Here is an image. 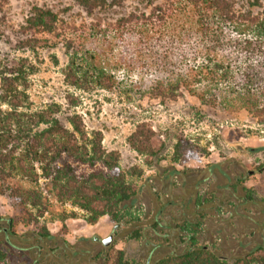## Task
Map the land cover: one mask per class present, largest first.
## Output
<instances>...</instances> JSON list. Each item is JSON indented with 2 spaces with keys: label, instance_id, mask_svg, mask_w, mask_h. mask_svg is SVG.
Masks as SVG:
<instances>
[{
  "label": "trees",
  "instance_id": "trees-1",
  "mask_svg": "<svg viewBox=\"0 0 264 264\" xmlns=\"http://www.w3.org/2000/svg\"><path fill=\"white\" fill-rule=\"evenodd\" d=\"M70 2L63 12L76 7L88 16L96 14V53L81 54L91 69H74L78 52L66 41L71 54L63 73L66 86L142 89L160 102L186 93L202 106L226 114L245 112L264 126V0ZM7 3L0 0V13ZM63 24L71 25L59 11L34 5L21 27V47L34 48L50 36L60 38L57 31ZM32 72V66L20 61L3 68L0 76V196L16 210L15 217L0 216V264H129L124 252L113 247L103 255L92 254L98 237L68 243L63 222L75 218L73 213L56 219L62 223L58 233L45 226L23 235L16 232L17 225H37L53 202L84 212L91 225L102 216L117 226L133 223L138 227L133 238L144 250L143 264H264V201L255 200L244 186L245 175L231 180L223 164H215L178 197L165 186L153 192L146 182L135 188L126 182L118 153L104 150L101 134L87 133L78 114L67 115L64 123L61 105L35 106L28 93ZM80 166L90 172L79 173ZM214 171L223 178L215 186L219 193L203 188L197 196L198 185L209 181ZM166 177V184L174 177L182 182L184 173L172 169ZM144 189L152 213L144 220L132 218L130 210ZM225 191L238 204L229 205ZM243 217L252 227L237 233L239 238L231 242L237 249L228 255L223 238L217 236L235 234L231 224ZM204 234L211 246L203 243Z\"/></svg>",
  "mask_w": 264,
  "mask_h": 264
},
{
  "label": "rangeland",
  "instance_id": "rangeland-1",
  "mask_svg": "<svg viewBox=\"0 0 264 264\" xmlns=\"http://www.w3.org/2000/svg\"><path fill=\"white\" fill-rule=\"evenodd\" d=\"M70 4V0H8L0 13V76L3 68L13 67L20 61H24L25 67L32 66L28 93L35 106L51 102L61 105L64 123L67 115L78 114L87 133L101 134L104 150L118 153L119 166L126 182L135 188L146 182L153 192L158 189L163 191L162 187L165 186L171 196L178 197L197 183L201 171L211 165L223 164V170L231 180L245 175L244 186L251 191L255 200L264 201V126L251 119L247 113L226 114L200 105L186 93L174 101L160 102L148 98L142 89L129 90L121 86L105 91L87 84L80 90L64 84L63 73L71 59V54L66 50V41L71 42L74 51L78 52L74 69L77 66L83 71L91 69L92 63L81 54L85 51L96 53V14L88 16L76 7L63 12ZM34 5H44L59 11L61 17L66 22L70 21L71 25L58 27L60 38L46 37L47 43L38 42L34 43V48H22L21 27ZM117 76L119 80L123 79L122 72ZM2 108L6 109L5 106ZM145 138L147 142H144ZM99 168L96 166L95 169ZM172 169L184 173L183 184L178 177L164 183ZM78 171L82 174L90 172L86 166H80ZM249 172L252 174L249 175ZM222 181L219 175H212L209 181L198 185L196 195L202 194L203 188L205 193L217 195L219 189L215 186L221 185ZM146 192L144 189L138 204L130 210L132 218L144 220L150 217L153 203ZM223 195L229 205L238 204L227 191ZM52 205L49 214L40 219L37 225H17L16 232L23 235L38 231L41 226L52 232L54 220L63 213H73L74 217L83 221L72 222L74 231L69 238L72 245L81 237H98L99 241L92 247V254L103 255L106 248L100 241L113 233L110 247L123 251L129 264H143L144 250L140 240L133 238V232L138 228L133 223L121 224L113 231L115 224L106 216L91 225L84 220L86 214L79 209L55 202ZM244 213L250 217L251 213L254 214ZM0 216H16L15 208L5 196H0ZM78 225L79 229H74ZM243 227V232L248 233L252 225L244 217L237 218L231 224L235 234L217 236L223 238L228 255L237 249L231 242L237 241V233ZM229 230L230 227L225 225L224 231ZM200 237L205 245H212L207 241V234ZM249 239L251 237L246 238ZM220 253L225 254L223 250Z\"/></svg>",
  "mask_w": 264,
  "mask_h": 264
},
{
  "label": "crops",
  "instance_id": "crops-1",
  "mask_svg": "<svg viewBox=\"0 0 264 264\" xmlns=\"http://www.w3.org/2000/svg\"><path fill=\"white\" fill-rule=\"evenodd\" d=\"M105 216H102V217H100L99 219H98V221L99 220H101L102 218H104ZM76 222V221H83V219H80V218H78V217H75V218H68V219H66L64 222H63V224H64V226L66 227V230H67V232L65 233V234H63L66 238H67V240H69V238H70V236H71V233L74 231V230H72V227H74L73 226V223L72 222ZM54 223H53V225L55 226L54 227V231H50L51 233H58L59 231H60V229H61V227H62V225L60 224L59 226H57V224H59V223H61V222H58V221H56V220H54L53 221ZM79 229V225L76 227V228H74V229ZM50 230V229H49ZM69 243L70 244H73L72 242H70V240H69Z\"/></svg>",
  "mask_w": 264,
  "mask_h": 264
},
{
  "label": "water",
  "instance_id": "water-1",
  "mask_svg": "<svg viewBox=\"0 0 264 264\" xmlns=\"http://www.w3.org/2000/svg\"><path fill=\"white\" fill-rule=\"evenodd\" d=\"M249 175H251L252 174V172H249L248 173ZM117 225H115L114 227H113V231H115L116 229H117ZM112 241H113V233L112 234H110L107 238H105V239H101V244H102V246L103 247H105L106 249H108L111 245H112Z\"/></svg>",
  "mask_w": 264,
  "mask_h": 264
},
{
  "label": "flooded vegetation",
  "instance_id": "flooded-vegetation-1",
  "mask_svg": "<svg viewBox=\"0 0 264 264\" xmlns=\"http://www.w3.org/2000/svg\"><path fill=\"white\" fill-rule=\"evenodd\" d=\"M206 172H207V174H208V171H206ZM212 173H213V174L210 173V177H211L212 175H214V174H215V175H218V172H216V171H214V172H212Z\"/></svg>",
  "mask_w": 264,
  "mask_h": 264
}]
</instances>
